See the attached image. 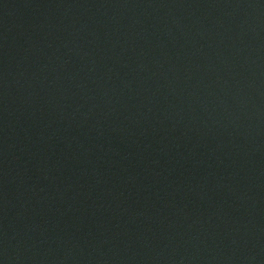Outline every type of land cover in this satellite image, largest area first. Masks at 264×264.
I'll use <instances>...</instances> for the list:
<instances>
[{"label": "water", "instance_id": "obj_1", "mask_svg": "<svg viewBox=\"0 0 264 264\" xmlns=\"http://www.w3.org/2000/svg\"><path fill=\"white\" fill-rule=\"evenodd\" d=\"M0 264H264V0H0Z\"/></svg>", "mask_w": 264, "mask_h": 264}]
</instances>
